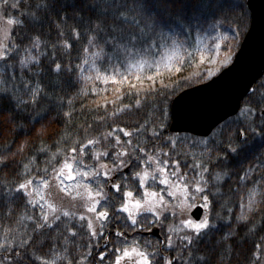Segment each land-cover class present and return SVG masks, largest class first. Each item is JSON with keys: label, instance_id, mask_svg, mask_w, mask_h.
Instances as JSON below:
<instances>
[{"label": "snow or ice", "instance_id": "1", "mask_svg": "<svg viewBox=\"0 0 264 264\" xmlns=\"http://www.w3.org/2000/svg\"><path fill=\"white\" fill-rule=\"evenodd\" d=\"M237 7L0 0V264H264V158H252L264 93L227 135L197 139L169 133L170 93L156 87L230 52L221 29ZM210 32V46L193 45ZM149 96L150 120L123 119ZM85 109L93 121L74 123Z\"/></svg>", "mask_w": 264, "mask_h": 264}, {"label": "water", "instance_id": "2", "mask_svg": "<svg viewBox=\"0 0 264 264\" xmlns=\"http://www.w3.org/2000/svg\"><path fill=\"white\" fill-rule=\"evenodd\" d=\"M251 25L232 63L172 103L170 131L203 137L236 116L243 99L264 76V0H248Z\"/></svg>", "mask_w": 264, "mask_h": 264}, {"label": "trees", "instance_id": "3", "mask_svg": "<svg viewBox=\"0 0 264 264\" xmlns=\"http://www.w3.org/2000/svg\"><path fill=\"white\" fill-rule=\"evenodd\" d=\"M237 4H242L243 8L237 7L233 12L228 13V19L224 22V27L221 29L223 32H227L229 35V41H230V52L232 55H234L241 44V40L245 37L246 33L248 32V29L251 24V14L247 6V0H236ZM233 33V36L231 34ZM207 33H201L199 34L200 37L204 36ZM196 39L197 35H193V45H196ZM223 45V42H222ZM223 51H227V48L222 46ZM201 62L199 59L193 60L189 64H185L183 68L181 69L180 72H175L173 70L171 73L169 72H164L161 76L157 77V84L156 87L160 88L163 85L168 86L169 90V97H168V111L170 114V119H169V127L171 125V120H172V113H171V106L173 100L183 91L198 86L199 84H202L207 81V75L206 73L201 69ZM147 84V82H145ZM257 93V95L264 93V77L257 81L256 85L253 87L251 90V93L244 98L242 101V105L245 104V102L249 99V97L252 96L253 91ZM124 91L127 92L129 91L128 86L126 85L124 87ZM112 97H109L111 99ZM154 96H149L147 100L142 101L141 107L139 110H136L134 113L127 114L123 119L127 121L129 124H131L133 121H140L143 122L144 120H150L153 116V106H154V101H155ZM135 98L133 99H125L124 103H134ZM94 105L89 104L88 108H92ZM100 115H103V112L101 111L99 113ZM97 115V113L94 112H89L87 109H85L83 115H77L74 116V123L76 124H82L85 123L86 121L88 123H91L94 119V117ZM236 118L232 117L229 120L225 121L221 125H219L216 128L217 132H220L221 129L224 130L225 135H227V127L231 125V122ZM234 127V125H232ZM169 133L172 134L173 136H179L181 138L183 137H194L199 139L200 137H196L193 135L189 134H175L170 131V128L168 129ZM10 139V137H9ZM256 139H259L258 137ZM249 142L250 143H255V141L252 139L251 135L249 136ZM0 143H3V141H0ZM203 146L191 149L192 152L199 153L202 150ZM177 151L179 152H185L188 151V149L183 145V144H178L177 145ZM256 157H261L264 158V149L256 148L252 158L255 159ZM247 166V165H245ZM262 172H264V169H261ZM235 264V262H234Z\"/></svg>", "mask_w": 264, "mask_h": 264}, {"label": "rangeland", "instance_id": "4", "mask_svg": "<svg viewBox=\"0 0 264 264\" xmlns=\"http://www.w3.org/2000/svg\"><path fill=\"white\" fill-rule=\"evenodd\" d=\"M214 35L215 32H210L202 36L201 39L203 40V43L199 44L198 47H204L205 45L210 46L213 43L210 37ZM231 36L234 37L233 33L231 34ZM226 57L227 62L225 63L224 61ZM232 58L233 55L231 52L223 51L221 48L218 54L214 53L211 57H206L203 63H200L201 69L206 73L208 79L213 78L214 76L219 74V72L223 68L231 63L230 61H232Z\"/></svg>", "mask_w": 264, "mask_h": 264}, {"label": "bare ground", "instance_id": "5", "mask_svg": "<svg viewBox=\"0 0 264 264\" xmlns=\"http://www.w3.org/2000/svg\"><path fill=\"white\" fill-rule=\"evenodd\" d=\"M255 86V85H254Z\"/></svg>", "mask_w": 264, "mask_h": 264}]
</instances>
